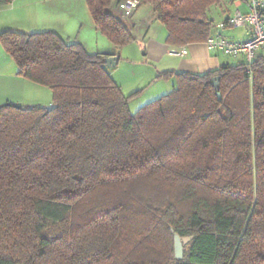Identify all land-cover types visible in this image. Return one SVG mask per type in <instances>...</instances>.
<instances>
[{
    "label": "trees",
    "instance_id": "obj_1",
    "mask_svg": "<svg viewBox=\"0 0 264 264\" xmlns=\"http://www.w3.org/2000/svg\"><path fill=\"white\" fill-rule=\"evenodd\" d=\"M123 1L86 0L117 48L135 42ZM139 1L180 49L206 44L227 0ZM0 43L54 101L0 107V264H264V50L251 78L246 63L162 72L172 91L132 114L142 91L124 95L109 55L52 31ZM175 235L192 238L181 260Z\"/></svg>",
    "mask_w": 264,
    "mask_h": 264
},
{
    "label": "crops",
    "instance_id": "obj_2",
    "mask_svg": "<svg viewBox=\"0 0 264 264\" xmlns=\"http://www.w3.org/2000/svg\"><path fill=\"white\" fill-rule=\"evenodd\" d=\"M64 1L69 2V0H12L9 4L0 3V34L6 31H17L27 34L52 31L57 33L68 43H71L72 34L69 30L70 22L67 23V21H64L60 16L63 14L56 15L52 9L57 3V5H62V9H65L66 6L69 7L70 3H64ZM72 5L74 4L71 3V7ZM48 6L50 7V11L46 9ZM238 10L246 14L248 12L246 2L227 0L221 7L212 9L210 14V18L214 20V33L212 35L218 33V26L226 19L233 17ZM118 14L121 16L119 10ZM127 21L133 31L135 42H137L138 47L144 51V56L147 60L158 62L161 65L156 68L154 76L150 81H147L151 82L149 85L143 87L144 84H146L144 83L139 86V89L143 90V92L150 87L152 88L159 85V88L153 92L155 96L159 91L165 92L174 86L173 81L157 79L158 75L162 72L176 71L203 74L217 70L223 65L245 64L244 57H240L241 60L235 63H230L228 60H230L229 58L231 57L211 52L205 44L188 46V55L184 58L170 56V47L165 43L167 32L158 19V15L154 11V8L151 6L139 7ZM145 25L149 30L156 27L157 31H155L154 35L147 31V34L142 37V41H139L137 32L141 33L142 31L141 29L138 30V28ZM84 26L85 23H82V28H84ZM91 27L93 30L96 29L93 20H91ZM97 33L99 32L97 31ZM223 34L238 41H246L251 36V32L248 30H236L231 27H227L223 31ZM74 43L80 42L75 41ZM80 44L88 51L85 43ZM91 54L115 56L119 58L120 62V55L118 51H114L113 48H110L108 51ZM261 54H263V52ZM110 69L112 68H108L109 73ZM164 81L167 84L161 86L162 84L160 83ZM17 103L22 104V108L32 106L54 107L53 94L49 93L46 88L34 84L22 77L13 58L6 53L0 43V107Z\"/></svg>",
    "mask_w": 264,
    "mask_h": 264
},
{
    "label": "rangeland",
    "instance_id": "obj_3",
    "mask_svg": "<svg viewBox=\"0 0 264 264\" xmlns=\"http://www.w3.org/2000/svg\"><path fill=\"white\" fill-rule=\"evenodd\" d=\"M66 2L67 1H64V3ZM67 3H70V6H66L65 9L61 8L62 5H57L58 3L54 8L52 7V9L56 15L63 14L60 16L62 19H64V21H67V23L70 22L69 30L72 34L71 43H74L75 41L85 43L90 53L104 52L108 51L110 48H113L114 51H118V54L120 55V62L115 68L110 69L113 80L118 85V87L121 88L122 92L126 96H130L136 92L142 91L137 97L132 99L130 103L129 109L132 114L139 111V109L145 105L161 98L164 95L169 94L172 91L173 86L165 92L159 91L160 93L158 92L154 96L153 92L159 88V85H156L152 88L150 87L144 92L143 90H140V85L146 83L143 86L145 87V85L147 86L151 83L147 81H150V79L154 76V71L156 68L160 67L161 65L158 62L147 60V58L144 56V51L138 47L137 42H133L122 49L117 48L113 46L101 33H97L96 29L93 30L91 27L92 17L88 11L86 0H69ZM71 3L74 4L72 7ZM46 9L47 11H50L49 6L46 7ZM82 23H85L84 28H82ZM139 29L142 31L141 33L137 32L139 41H142L141 39H143L142 37L147 34V31L151 32L152 35H154L155 31H157L156 27H153L151 30H149L146 25L138 28V30ZM229 59L230 60L228 61H230V63H235L238 60H241V58ZM160 84H162L161 86H165L167 83L164 81ZM46 90L53 94L50 89L46 88Z\"/></svg>",
    "mask_w": 264,
    "mask_h": 264
},
{
    "label": "built area",
    "instance_id": "obj_4",
    "mask_svg": "<svg viewBox=\"0 0 264 264\" xmlns=\"http://www.w3.org/2000/svg\"><path fill=\"white\" fill-rule=\"evenodd\" d=\"M139 0H125L119 5L124 19L130 18L140 7ZM248 12L239 10L227 22L221 23L219 32L212 35L206 42L209 51L220 53L231 58H245L249 66L248 74L252 77L251 68L258 55L264 50V0H246ZM231 27L236 30H248L251 36L246 41L233 40L223 34V31ZM170 56L184 58L188 55L187 47L170 49Z\"/></svg>",
    "mask_w": 264,
    "mask_h": 264
},
{
    "label": "water",
    "instance_id": "obj_5",
    "mask_svg": "<svg viewBox=\"0 0 264 264\" xmlns=\"http://www.w3.org/2000/svg\"><path fill=\"white\" fill-rule=\"evenodd\" d=\"M119 62V58L115 57V56H109L108 58L105 59V65L107 68H114L118 65ZM213 84L214 87L219 89L220 86V78H215L213 79ZM222 96L220 93H218V99L221 100ZM12 104H7L6 106H11ZM12 106H14L17 109H21L22 108V104L17 103V104H13ZM192 240V238H186V239H181L178 235L174 236V242H175V257L178 260L183 259L184 257V246L186 244H188L190 241Z\"/></svg>",
    "mask_w": 264,
    "mask_h": 264
}]
</instances>
